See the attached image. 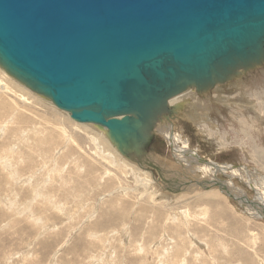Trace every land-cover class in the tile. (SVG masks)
<instances>
[{"label":"rangeland","instance_id":"1","mask_svg":"<svg viewBox=\"0 0 264 264\" xmlns=\"http://www.w3.org/2000/svg\"><path fill=\"white\" fill-rule=\"evenodd\" d=\"M234 79L170 100L156 170L0 69V264H264V67Z\"/></svg>","mask_w":264,"mask_h":264},{"label":"water","instance_id":"2","mask_svg":"<svg viewBox=\"0 0 264 264\" xmlns=\"http://www.w3.org/2000/svg\"><path fill=\"white\" fill-rule=\"evenodd\" d=\"M262 67L264 0H0V69L139 167L171 99Z\"/></svg>","mask_w":264,"mask_h":264},{"label":"bare ground","instance_id":"3","mask_svg":"<svg viewBox=\"0 0 264 264\" xmlns=\"http://www.w3.org/2000/svg\"><path fill=\"white\" fill-rule=\"evenodd\" d=\"M6 74V73H5ZM12 78V77H11ZM15 80V79H14ZM216 85H219V84H216ZM215 85V86H216ZM211 89V88H210ZM187 93V92H186ZM185 93V94H186ZM187 97V96H186ZM184 98H185V96H184ZM174 99V98H173ZM178 99V98H177ZM189 99V98H188ZM48 100V99H47ZM48 101H50V100H48ZM177 101V100H176ZM51 102V101H50ZM178 102V101H177ZM52 103V102H51ZM53 105V104H52ZM57 108V107H56ZM178 109V108H177ZM175 113V112H174ZM67 115H68V117H69V114L67 113ZM171 117V116H170ZM169 117V118H170ZM70 118V117H69ZM169 118L166 120V119H161L160 121H165V123H166V121H169ZM71 119V118H70ZM72 120V119H71ZM93 125V124H92ZM97 127V126H96ZM164 127V126H163ZM162 128V127H161ZM168 128V127H167ZM103 130V129H102ZM155 130V129H154ZM163 130V129H162ZM166 130V129H165ZM105 131V130H104ZM164 131V130H163ZM161 132V131H160ZM172 134V133H171ZM172 135H174V134H172ZM166 139L168 138L167 137V135H163ZM175 136V135H174ZM175 139V138H174ZM169 140V139H168ZM173 140V139H172ZM177 140V139H176ZM175 144V143H174ZM172 145V144H171ZM175 146V145H174ZM173 145H172V147L174 148V150H176L177 149V146L176 147H174ZM186 146H187V144H186ZM180 147V146H179ZM185 148V147H184ZM182 150V149H181ZM187 150V149H186ZM178 153V152H177ZM173 154H175V153H173ZM179 154V153H178ZM180 155V154H179ZM194 155V154H193ZM123 156V155H122ZM175 156V155H174ZM178 156V155H177ZM184 156V155H183ZM182 156V157H183ZM123 157H125V156H123ZM188 157V156H187ZM186 156H185V159L187 158ZM126 158V157H125ZM190 158V157H189ZM127 159V158H126ZM140 159H143V160H145V161H147V165L149 166L151 163L149 162V160H148V158L147 157H145V156H142V157H140ZM128 160V159H127ZM140 161V164L141 163H143L144 161ZM128 161H130V160H128ZM131 162V161H130ZM182 162V161H181ZM150 163V164H149ZM184 163H187V164H189V166L191 165V164H196V163H199V164H201V162H200V160L199 161H197L196 163L194 162V161H191V160H186V161H184ZM180 165H181V163H179ZM184 165V164H183ZM205 165H209L210 167H212L213 169L215 168L216 170H218L219 172H220V167H218V166H216V165H210V164H205ZM202 166V165H201ZM222 168V167H221ZM226 168V167H225ZM229 168V167H228ZM234 169V168H233ZM222 170V169H221ZM217 171V172H218ZM226 171V170H225ZM238 171V170H237ZM240 171H241V169H240ZM244 171V170H243ZM209 172V171H208ZM217 172H215V173H217ZM232 172H234V171H232ZM242 172V171H241ZM145 173V172H144ZM221 173V172H220ZM225 173V172H224ZM244 173H245V171H244ZM248 173V172H247ZM214 174V173H213ZM230 174V173H229ZM242 174V173H241ZM246 175V174H245ZM231 176H232V174H231ZM247 176V175H246ZM234 178V177H233ZM246 178V177H245ZM239 179H241V178H239ZM249 180V179H248ZM247 180V181H248ZM216 181V180H215ZM245 181V180H244ZM246 181V182H247ZM249 182V181H248ZM141 183V182H140ZM194 184V183H193ZM250 184V183H249ZM149 185V184H148ZM252 187V186H251ZM261 188V187H260ZM255 189H256V187H255ZM226 190H228V189H226ZM229 191H231V190H229ZM260 191V190H259ZM231 192H233V191H231ZM261 192V191H260ZM236 193V192H235ZM258 193V192H257ZM227 194H229V192H227ZM231 195V194H230ZM237 197V196H236ZM236 200V199H235ZM240 200H242V199H240ZM243 201V200H242ZM239 202V201H238ZM240 203V202H239ZM248 203V202H247ZM241 204V203H240ZM246 206V205H245ZM247 207H249V205L247 206ZM247 210V209H246ZM259 215H260V213H259ZM261 216V215H260Z\"/></svg>","mask_w":264,"mask_h":264},{"label":"flooded vegetation","instance_id":"4","mask_svg":"<svg viewBox=\"0 0 264 264\" xmlns=\"http://www.w3.org/2000/svg\"><path fill=\"white\" fill-rule=\"evenodd\" d=\"M151 163V162H150ZM156 169V170H158V168L155 166V165H153L152 163L150 164V169Z\"/></svg>","mask_w":264,"mask_h":264},{"label":"crops","instance_id":"5","mask_svg":"<svg viewBox=\"0 0 264 264\" xmlns=\"http://www.w3.org/2000/svg\"><path fill=\"white\" fill-rule=\"evenodd\" d=\"M143 160V159H142ZM144 162H147V161H145V160H143ZM159 170V169H158Z\"/></svg>","mask_w":264,"mask_h":264}]
</instances>
